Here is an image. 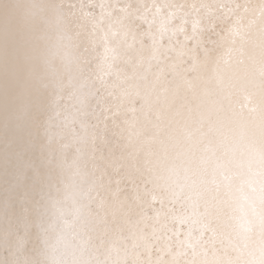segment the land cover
Listing matches in <instances>:
<instances>
[{
	"label": "clouds",
	"instance_id": "clouds-1",
	"mask_svg": "<svg viewBox=\"0 0 264 264\" xmlns=\"http://www.w3.org/2000/svg\"><path fill=\"white\" fill-rule=\"evenodd\" d=\"M245 140L264 146V0H0V264H73L76 208L135 240L126 264H249L264 232L241 238L204 150ZM111 247L91 264H125Z\"/></svg>",
	"mask_w": 264,
	"mask_h": 264
},
{
	"label": "snow or ice",
	"instance_id": "snow-or-ice-1",
	"mask_svg": "<svg viewBox=\"0 0 264 264\" xmlns=\"http://www.w3.org/2000/svg\"><path fill=\"white\" fill-rule=\"evenodd\" d=\"M14 14V12L6 13L9 17ZM153 42L156 51L159 52L163 41L154 38ZM230 53L231 49H229ZM160 59H163L162 54ZM245 110L251 113H257L259 110L255 94L247 91L236 115H242ZM243 126L247 128L248 123L245 122ZM183 134L190 146L199 143L200 133L197 129L185 128ZM204 150L205 163H211L214 168L213 183L223 189L227 202L235 210L233 219L241 238L247 240L257 229L264 232V146L258 147L254 141L245 140L242 144H237L230 149L232 155L227 160L217 159V150L211 145H206ZM70 216L71 219L63 220L64 231L60 234L57 244L65 250H71L74 257L73 264H91L92 254L98 247L104 245L107 238H110L112 242L110 251L117 255L123 254L126 264L128 254L136 247L135 240L129 244L117 236H110L106 229L92 237L80 223L79 208L74 209ZM204 234L209 233L206 231ZM178 239L182 248H190L196 253L197 244L185 238L183 227L178 234ZM202 251L205 256L208 255L207 249ZM257 254L259 259H256ZM249 255L253 257L249 264H264V247L259 248L258 252L250 251ZM84 257L88 258L82 259ZM206 264L211 262L206 261Z\"/></svg>",
	"mask_w": 264,
	"mask_h": 264
}]
</instances>
